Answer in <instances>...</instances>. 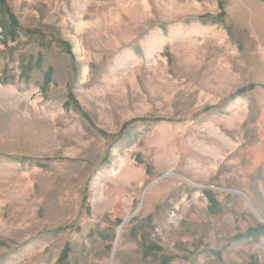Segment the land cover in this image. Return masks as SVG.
<instances>
[{"label": "rangeland", "instance_id": "1", "mask_svg": "<svg viewBox=\"0 0 264 264\" xmlns=\"http://www.w3.org/2000/svg\"><path fill=\"white\" fill-rule=\"evenodd\" d=\"M0 264H264V0H0Z\"/></svg>", "mask_w": 264, "mask_h": 264}]
</instances>
